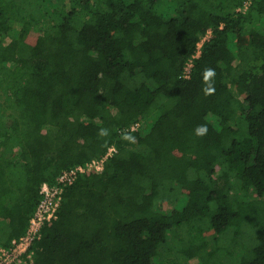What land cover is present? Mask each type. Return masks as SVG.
<instances>
[{"label":"trees","instance_id":"1","mask_svg":"<svg viewBox=\"0 0 264 264\" xmlns=\"http://www.w3.org/2000/svg\"><path fill=\"white\" fill-rule=\"evenodd\" d=\"M111 146L36 264H264V0H0V248Z\"/></svg>","mask_w":264,"mask_h":264},{"label":"built area","instance_id":"2","mask_svg":"<svg viewBox=\"0 0 264 264\" xmlns=\"http://www.w3.org/2000/svg\"><path fill=\"white\" fill-rule=\"evenodd\" d=\"M249 3L246 4V7ZM211 32L203 37L197 45V52L188 61L184 69V77H190L194 64V59L198 58L202 51V45L209 39ZM141 123H135L131 130H138ZM128 130V129H127ZM116 151L115 146H111L105 156L93 158L84 165H77L69 170L63 171L55 184L44 183L41 187V199L37 210L29 221V226L25 234L12 240L11 244L0 248V264H36L34 259L33 246L42 236V228L46 222L58 217V209L62 201L64 187L72 184L82 173L88 171H101L104 169L106 160Z\"/></svg>","mask_w":264,"mask_h":264},{"label":"rangeland","instance_id":"3","mask_svg":"<svg viewBox=\"0 0 264 264\" xmlns=\"http://www.w3.org/2000/svg\"><path fill=\"white\" fill-rule=\"evenodd\" d=\"M142 128H144V131L145 132H147L149 129V126L148 125H146V126H144V127H142ZM264 199V198H263ZM174 208V205L173 204H170V205H167V206H165V209L166 210H172ZM183 232V231H182ZM181 232V233H182ZM184 232H185V230H184ZM206 234H210L209 232H206ZM207 236H209V235H207ZM176 240V239H175ZM163 252L164 253H167V246L166 247H163ZM220 256H221V254H219ZM200 263V261L198 260V258H194V259H191L190 261H188V263L187 264H199Z\"/></svg>","mask_w":264,"mask_h":264}]
</instances>
